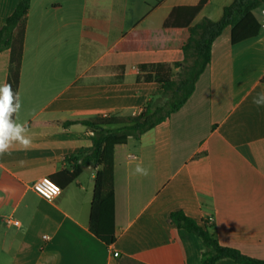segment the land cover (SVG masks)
I'll return each mask as SVG.
<instances>
[{
  "label": "crops",
  "instance_id": "0c3cea01",
  "mask_svg": "<svg viewBox=\"0 0 264 264\" xmlns=\"http://www.w3.org/2000/svg\"><path fill=\"white\" fill-rule=\"evenodd\" d=\"M112 1L31 2L14 120L27 123L32 143L0 155V264H201L206 248L171 222L176 212L208 225L221 246L264 262V104L253 102L264 93L261 9L256 37L233 44L228 27L214 42L211 66L181 110L116 148V242L91 232L99 168L83 164L94 133L79 122L136 116L162 96V84L148 79L155 71L143 67L183 61L156 37L164 39L174 8L201 0H164L143 18L134 0ZM18 2L0 0V29ZM233 2L207 0L194 24L219 21ZM134 30L152 31L150 48L114 52ZM10 62V50L0 52V85ZM44 177L62 189L53 202L33 189ZM9 217L20 226L7 225Z\"/></svg>",
  "mask_w": 264,
  "mask_h": 264
},
{
  "label": "trees",
  "instance_id": "16d2710c",
  "mask_svg": "<svg viewBox=\"0 0 264 264\" xmlns=\"http://www.w3.org/2000/svg\"><path fill=\"white\" fill-rule=\"evenodd\" d=\"M32 0H19L11 16L0 29V52L10 50L9 82L15 94L20 83L24 36ZM207 0L196 6H180L173 9L163 25L164 39L156 37V46L165 45L168 50H181L184 59L173 65L144 66L155 71L149 80L162 84V96L151 99L136 116H96L79 122L94 133L90 152L83 157L84 166L99 168L91 207L90 230L98 240L110 246L116 242L114 157L118 146L131 139L139 140L181 110L192 97L201 76L210 68L212 46L228 27L232 29V42L236 44L256 37L260 23L255 12L264 7V0H234L225 7L219 21L203 19L194 24L196 16ZM115 24V21H113ZM120 26V25H119ZM153 33L150 30H134L122 39L114 52H136L150 48ZM175 70H178L175 72ZM264 84V78L262 80ZM15 115V114H14ZM13 115V120H14ZM79 171L73 176L75 178ZM170 220L178 228L197 236L206 248L201 264H217L230 259L240 264H264L247 257L236 249L223 247L216 237L200 227L194 220L180 212L172 213Z\"/></svg>",
  "mask_w": 264,
  "mask_h": 264
},
{
  "label": "clouds",
  "instance_id": "9594fccd",
  "mask_svg": "<svg viewBox=\"0 0 264 264\" xmlns=\"http://www.w3.org/2000/svg\"><path fill=\"white\" fill-rule=\"evenodd\" d=\"M257 105L264 104V93L253 101ZM21 107L18 94L12 90L10 83L0 85V155H3L14 144H19L23 149L30 147L32 140L26 122L18 123L13 120V115ZM136 173L147 175V169L137 165Z\"/></svg>",
  "mask_w": 264,
  "mask_h": 264
},
{
  "label": "built area",
  "instance_id": "2783aa9c",
  "mask_svg": "<svg viewBox=\"0 0 264 264\" xmlns=\"http://www.w3.org/2000/svg\"><path fill=\"white\" fill-rule=\"evenodd\" d=\"M263 25H264V8L260 10ZM34 191L44 200L53 202L62 192L61 187L50 177H44L33 184ZM7 225L20 226V222L9 217L5 219ZM45 239H48L45 237ZM118 257V254H115Z\"/></svg>",
  "mask_w": 264,
  "mask_h": 264
},
{
  "label": "rangeland",
  "instance_id": "374dc122",
  "mask_svg": "<svg viewBox=\"0 0 264 264\" xmlns=\"http://www.w3.org/2000/svg\"><path fill=\"white\" fill-rule=\"evenodd\" d=\"M110 2H113L112 0H109ZM164 0H146V2H147V8L144 10V8H143V2H144V0H134V6H139V7H137V11L135 12V16H140V18H143V16H144V12H146V11H148L149 10V6H150V8H155L156 6H158V4L160 3V2H163ZM115 4V3H114ZM255 15H256V17H258V18H260V13H259V11H256L255 12Z\"/></svg>",
  "mask_w": 264,
  "mask_h": 264
}]
</instances>
